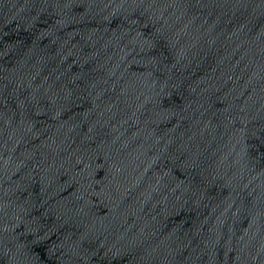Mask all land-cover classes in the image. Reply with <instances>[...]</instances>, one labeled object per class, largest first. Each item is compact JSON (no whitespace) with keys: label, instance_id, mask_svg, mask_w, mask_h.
Here are the masks:
<instances>
[{"label":"water","instance_id":"1","mask_svg":"<svg viewBox=\"0 0 264 264\" xmlns=\"http://www.w3.org/2000/svg\"><path fill=\"white\" fill-rule=\"evenodd\" d=\"M0 264H264V0H0Z\"/></svg>","mask_w":264,"mask_h":264}]
</instances>
